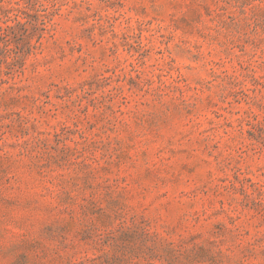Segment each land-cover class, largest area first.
<instances>
[{"label":"rangeland","instance_id":"obj_1","mask_svg":"<svg viewBox=\"0 0 264 264\" xmlns=\"http://www.w3.org/2000/svg\"><path fill=\"white\" fill-rule=\"evenodd\" d=\"M0 264H264V0H0Z\"/></svg>","mask_w":264,"mask_h":264},{"label":"trees","instance_id":"obj_2","mask_svg":"<svg viewBox=\"0 0 264 264\" xmlns=\"http://www.w3.org/2000/svg\"><path fill=\"white\" fill-rule=\"evenodd\" d=\"M44 30H46V28H43Z\"/></svg>","mask_w":264,"mask_h":264}]
</instances>
